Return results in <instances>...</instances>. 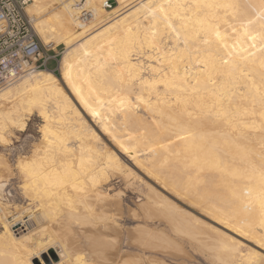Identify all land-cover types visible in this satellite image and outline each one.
<instances>
[{
	"label": "bare ground",
	"instance_id": "1",
	"mask_svg": "<svg viewBox=\"0 0 264 264\" xmlns=\"http://www.w3.org/2000/svg\"><path fill=\"white\" fill-rule=\"evenodd\" d=\"M105 1L31 0L26 7L43 45L63 44L65 52L59 79L37 69L0 85V143L23 131L29 116L43 121L39 142L13 169L0 157V192L16 175L28 201L15 218L19 240L6 212L0 217V264H32L50 245L58 262L48 255L40 264H132L125 249L103 252L107 238L89 243L95 260L78 250L92 238L83 228L117 221L122 192L111 194V181L117 176L131 186L137 171L233 235L178 213L150 183L139 205L166 213L177 231L227 263L252 264L259 259L253 253H262L243 249L240 239L258 248L264 240V0H115L110 9ZM84 8L92 11L88 23L79 20ZM30 215L42 233L51 229L45 237L33 238L39 230L26 227ZM137 226L133 240L142 245L170 243L157 233L164 243L154 236V244V232Z\"/></svg>",
	"mask_w": 264,
	"mask_h": 264
},
{
	"label": "rangeland",
	"instance_id": "2",
	"mask_svg": "<svg viewBox=\"0 0 264 264\" xmlns=\"http://www.w3.org/2000/svg\"><path fill=\"white\" fill-rule=\"evenodd\" d=\"M80 1L82 2V0H80ZM112 2H113L112 6H115V4H116L115 0H112ZM126 8L127 7H125V9ZM108 14H106V15L104 14L101 18L107 16ZM29 17H30V15H29ZM113 17H108V18L102 19L103 22H101V25H102V23H105L106 21H108L109 19H111ZM30 19H31V22L33 23V20L31 17H30ZM32 27H33V24H32ZM97 27H99V26H96V27L90 29L88 32L83 34L82 37H85L86 34L91 33ZM35 33H36V31H35ZM37 35L38 34L36 33V36ZM37 38H38L39 42L43 45L40 38L38 36H37ZM43 46L48 48L49 53L51 55L55 56V59H56V60H51L48 62V64H47L48 69H46V70H49V71L53 72L54 74H56L58 79H59L60 73H61L59 61L65 52V46L63 44H59L57 46H54V45L52 46V44L43 45ZM60 82H61V80H60ZM62 86L64 87V90L66 91L68 96L71 98V100L74 101V103H76L78 108H80L79 105L77 104V102L75 101V98L73 97V95L69 91V89H67V87H65V85L63 83H62ZM80 111H81L82 115L84 114L83 116H85V119L88 122V124H90L94 129H96V131L99 134V136L101 137L102 141L106 145L109 143L107 146L111 148L112 147V144L110 143L111 140L109 141L108 136L105 134L103 135L101 133V131H99V128H98L96 123H92V122H95V121H93L94 119L91 116H88L87 114H85V112H83L81 110V108H80ZM41 124H43V121L37 114L29 116L26 120V126H25L23 131H19V132H15L14 134H11L10 135L11 138L9 136V139H11L10 140L11 142L9 141V142L4 143V144L0 143V157H3V159H5L12 166V169H13L14 161L18 157V155H20L23 150L29 152L32 149L31 146L34 145V143L39 142V139L41 137V133H40ZM95 124L97 127L95 126ZM21 145L24 148H22L20 150V147H22ZM111 149L115 150L114 147H112ZM128 164H129V162H128ZM13 172L15 173V170H13ZM137 172H138V174L136 176L138 179L136 178L137 179L136 183H138V181H139V184H137V185L134 182L135 184H133L131 186H127L126 183H124L125 181L121 180L122 178L117 177V176L114 177V179H116V180L113 179L111 181L112 183L110 186H112L113 188L110 187V191L113 193H111V192L110 193L114 194V192H116V191H120V193L122 192L120 199L123 202H122V207L120 208L119 211H117L118 213L120 212L118 214V216H116L117 221H116V223H113V224L109 223V224L105 225V227H103V225H98L97 227H92V228L85 227V228H83L82 230H84L86 232L85 234L87 236H92V238H89L88 242L85 243L82 248H79L78 251H79V253H81L80 256L82 258H85V259L94 258V260H95V254L92 252L89 243L92 242L94 239H106L107 238L109 240V243H104L102 245V249L104 250L103 252L106 253V251H108L111 248L118 249V250L119 249H122V250L125 249L123 251V252H125V255H123V253H122V256L125 259L131 260L132 264H150V263L151 264H229L226 261H224L223 259L217 257L215 254V250L210 248L209 245H207L204 241L197 240V239H195V238H193V237H191V236H189L183 232L177 231L175 229L174 223L169 219V217L167 216L166 213L159 212L160 210L158 211V209H156V207H154V206H151V208H148V210H150V209H153V210L148 211V210H146V208H147V206L148 207L150 206L149 204L147 206H144L145 208H143V206H141V204L139 205V203L144 202L146 200L144 192L148 191V188L151 187V185H152V186H154V188L153 187L152 188L153 189L156 188L155 189V190H157L156 192H158L161 196L164 195L165 196L164 198L168 199L170 202H172V204L176 203L175 204L176 207L178 206L180 208V209L177 208L178 213L183 214L185 216H188L190 218L195 216V219H197V220L201 219L203 221H201V220H199V221L206 223L207 225H210V226L213 225L214 227H216V229L221 230V231L223 230L226 234H229V235L232 234L231 231L221 227V225L214 222L212 219H210V217L208 218V215H206V213H203L204 211H202V213L200 214L199 212H201V211H199V210L200 209L202 210L201 207H199L200 208L199 209L198 206L197 207L194 205L191 206V204L189 203L188 200H187L188 201L187 202L186 199H183L182 197H181V199H182L181 200L179 198V196L177 197L176 194H175L176 195V197H175L174 192L172 193V192H170L171 190L169 191L170 188L169 189H168V187L164 188L165 186H163L160 182L158 183V180L155 179L153 176H152L153 177V180H152L151 176H150V178H147V176L145 177V175H143L139 171H137ZM141 178H143V179H141ZM152 181H153V183H151ZM10 183H13L12 187L5 189L3 192H0V217L4 214V212H6L4 215H6L7 221L9 222V227H10L9 229L12 231L15 239L19 240L18 237L20 236V234H18V235L15 234L16 230H14V228H13L15 225V221H16L15 218L21 213L22 209L27 205L28 201H26L25 197L22 194L23 191L21 190V188H19L20 183H19L16 175L10 180ZM123 183L125 184V186ZM149 183H150V185H148ZM128 188H130V189H128ZM166 189H168V190H166ZM183 200H184V202H183ZM126 205H128V206H126ZM139 206L145 210L144 211H143V209L141 210ZM153 207L156 209V211L154 210ZM122 208H124V209H122ZM127 208L130 211H128ZM182 209L183 210L185 209L186 211L188 210V212H186L188 214L183 212ZM134 211H135L134 215H131ZM146 211L149 213L148 216L145 213ZM129 213H131V214H129ZM189 214L190 215L193 214L194 216L191 215L192 216L191 217V216H189ZM130 215L133 217H131ZM31 216L33 219L35 218V217H33V215H30V217H28L29 220L26 221V224H27L26 227H28L29 230L32 229V231H35L36 229L39 230V231L37 230L38 232H36V233L32 232L33 238L35 239V238L39 237L41 234L44 235V236L42 235V237H45L46 233L48 234L49 230H51V229L49 227H47V229H49V230H45L46 229L45 228L44 229L45 231H43V233H42L40 230L41 228L39 227V225H41V224L39 222H37V220H33L31 218ZM23 218L24 217H22V219ZM204 221H206V222H204ZM138 224H139V227L142 225V226H144V228L147 227L149 229L148 231L151 230V232L155 233V234L153 233V237L149 236L152 233L148 235L150 239L153 238L154 244L156 243V242H154L156 239V238L154 239V236H156L157 233L159 235H161L162 237L167 238L170 243L166 244V243L162 242V243H164V245H163L162 243H159V242H161L159 240L160 237L156 236L157 239L159 238L158 241L157 240L156 241L162 245L156 246L157 245V243H156L155 246L148 247L147 245H149V243H152V242H149V239H148L147 240L148 243H147V241L144 239V236L147 234H144V236L141 235V237H139L140 239H144V241L143 240L142 241L143 242L146 241L147 245L146 244L142 245V243L139 242L141 240H139V241L133 240L135 238L138 239V237H136L137 234H139V232H140V230L136 229V228H138V226L136 227V225H138ZM54 225L55 224H53L52 226L56 227ZM134 225H135V229L138 232H134V231H136V230H134V228L130 230V228L133 227ZM33 227H35V228H33ZM142 228L143 227H141L139 229H142ZM132 230H134V231H132ZM3 231H4V226L0 220V234ZM127 232H129L130 234H127ZM143 233H144V231H143ZM37 234H38V236H37ZM148 236H145V238ZM130 237L132 238V240L134 242L131 245H129L130 248H127L126 245L128 244ZM240 241L244 244V245L242 244L243 245L242 247H244L243 249H250V248L255 249V250L257 249V251H259V253H262V255H264V250H262L261 248H258L254 244V242H251L249 240H244V239H240ZM3 244H5L3 241V237L2 238L0 237V246ZM57 250H58V248L56 245H53V246L50 245L49 250L40 253L38 258H33L31 260L32 264H40V261L41 260L45 261V259H47L48 255L53 261L58 262L59 258L55 254ZM102 259H103L102 256H100L99 261H101ZM110 261H113V260H110ZM107 262H109V261H107ZM47 263H49V260Z\"/></svg>",
	"mask_w": 264,
	"mask_h": 264
},
{
	"label": "built area",
	"instance_id": "3",
	"mask_svg": "<svg viewBox=\"0 0 264 264\" xmlns=\"http://www.w3.org/2000/svg\"><path fill=\"white\" fill-rule=\"evenodd\" d=\"M30 2L0 0V85L29 71L48 69V62L56 60L35 34L26 11ZM112 4V0H106L104 8L110 9ZM78 15L82 23H88L93 17L88 8L81 9Z\"/></svg>",
	"mask_w": 264,
	"mask_h": 264
},
{
	"label": "snow or ice",
	"instance_id": "4",
	"mask_svg": "<svg viewBox=\"0 0 264 264\" xmlns=\"http://www.w3.org/2000/svg\"><path fill=\"white\" fill-rule=\"evenodd\" d=\"M155 47V45H153ZM227 62V61H225ZM264 226V221H262V225ZM243 234V233H242ZM260 248L264 250V240L258 241ZM253 255H258L259 259L252 262V264H264V255L253 253Z\"/></svg>",
	"mask_w": 264,
	"mask_h": 264
}]
</instances>
